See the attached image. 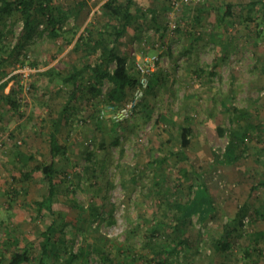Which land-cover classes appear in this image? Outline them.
I'll list each match as a JSON object with an SVG mask.
<instances>
[{
    "label": "rangeland",
    "instance_id": "374dc122",
    "mask_svg": "<svg viewBox=\"0 0 264 264\" xmlns=\"http://www.w3.org/2000/svg\"><path fill=\"white\" fill-rule=\"evenodd\" d=\"M79 1L87 2L88 10L85 20L75 25L78 33L71 43L64 35L53 39L40 32L17 49L24 43L18 15L5 31L6 53L0 50V55L16 51L5 65L8 72L0 83L8 84L1 92L15 89L20 107L0 101V256H9L17 239L19 246L34 250L33 261L24 264H37L42 233L57 219L62 229L57 236L66 247L89 252L87 260L79 258L75 264H109L108 259L116 264H160L164 256L172 264H264V220L245 217L240 227L245 236L233 240L228 250L218 247L239 207L252 200V186L258 184L257 191L264 194V149L259 150L264 141H258L261 129L255 126L264 125L262 2L200 0L174 10L171 0H135L134 17L119 50L133 72L136 59L156 54L158 60L151 92L148 88L129 118L116 121L109 111L100 116L107 107L109 81L96 95L79 91L70 98L73 85L58 76L57 71L67 73L96 60L95 54L75 47L90 21L105 26L117 21L104 8L106 0L53 3L73 8ZM229 7L232 14L227 15ZM231 106L252 114L238 121L251 133L248 145L237 148L242 154L235 162L224 155ZM64 109L68 121L59 135L68 151L56 164L58 177L68 175L75 190L67 192L60 183L54 207L63 217H54L34 205L48 192V180L36 168L52 160L50 120ZM183 124L193 129L192 142L184 148L187 159L169 154L170 148H181ZM28 154L35 155L27 167L32 179L21 171ZM165 155L170 156L160 162ZM71 199L84 209L73 206ZM177 203L190 207L186 224L179 221ZM179 238L185 241L179 252H166V247L174 250Z\"/></svg>",
    "mask_w": 264,
    "mask_h": 264
},
{
    "label": "trees",
    "instance_id": "16d2710c",
    "mask_svg": "<svg viewBox=\"0 0 264 264\" xmlns=\"http://www.w3.org/2000/svg\"><path fill=\"white\" fill-rule=\"evenodd\" d=\"M264 5V0H259ZM136 4L135 0H106L104 8L110 16L116 18L115 23L108 22L105 26V22L102 21H90L89 24L83 28L80 36L76 39L75 47L83 48L87 50L88 54H95L96 60L92 63L84 61L79 66H73L67 73L58 72V76L64 84H71L74 87V93L70 98H74L75 94L79 91L83 93L92 92L98 94L101 87L105 82L109 81L110 86L105 92V101L107 104L125 102L131 95L133 89L136 87L139 81L138 71L133 72L131 70V64L128 62V58L125 57L119 50L122 37L127 33L128 26L133 19L132 8ZM88 3L85 1H79L73 8H65L56 6L53 0H0V50L3 49V39L5 31L11 26L13 18L18 15L23 22L24 33L21 40L23 44L17 46L23 48L24 44L31 41V39L38 33H47L53 39L64 35L67 42H72L78 33L76 24H81L86 17ZM227 15L232 14L229 7L226 11ZM155 19V18H154ZM74 24H73V22ZM43 26L40 29V26ZM67 26V28H66ZM105 26V27H104ZM104 27V28H103ZM68 34L71 37H68ZM86 37V39H84ZM11 52L7 56L0 55V81L7 74L5 65L9 62L13 56L15 49H11ZM6 53V52H5ZM154 74V73H153ZM151 76V79L153 77ZM154 83V82H153ZM8 81L0 83V101L7 100L15 109L20 107V101L16 98V90L12 89L9 93L2 94ZM153 89L152 82L149 85V92ZM140 103V102H139ZM142 107H146V103L142 104ZM228 109L232 110L231 121L232 125L229 128V140L224 152L225 157L235 162L241 156V153H237L239 146L245 145L246 138L250 135L251 131L241 125L238 121L241 119H247L251 117V112L242 107L231 106ZM66 111H68L66 109ZM64 110L60 111V116L53 120H50L49 131V144L51 161L49 163H42L37 166L36 169L41 170L44 176L48 180V192L42 197L37 198L34 201V205L38 212L45 210L54 217L59 213L55 210L54 200L57 195L60 194V183L64 184L66 191L73 192L75 189H71L72 181L68 179V175L64 177H58L59 169L57 168L56 159L58 157L66 155L68 151V145L60 138V131L65 121H68V114ZM252 126V124H250ZM257 128H260L258 135V141L263 143L264 125L256 124ZM223 132H227L223 128H219ZM193 129L190 124H183L180 126V149H169L170 155H178L181 159H187L185 153L186 147H189L192 142ZM248 145V144H246ZM264 149V147L259 148ZM170 155H165L160 162H165ZM34 154L24 155L23 167L21 169L22 175L25 179H32V172L27 169L28 161L34 159ZM258 184H254L250 189L249 196L252 200L245 201L240 207L233 218V226L230 230H226V233L220 239L218 247L224 250H228L231 246V242L239 237H244L246 232L240 227L243 224L245 217H249L252 222L264 220V194H260L257 191ZM204 192L208 195L206 188L203 186ZM209 206L212 205V199L210 196ZM73 206L80 209H84V206L79 204L75 199H71ZM197 203V202H195ZM180 210L179 221L186 224L189 219V205L186 203L176 204ZM91 209L96 211V208L91 206ZM62 216L61 214H59ZM58 215V216H59ZM97 219L98 214H93ZM63 217V216H62ZM159 227L160 223H157ZM154 227V230L157 229ZM62 231L58 228L57 219H55L42 233V241L40 242L39 257L36 259L37 264H75L79 258L85 260L89 257V252L81 249L79 252H74L72 249L66 247V242L62 236H57ZM229 237V240H226ZM256 243H259L260 238L256 235L254 238ZM181 238H179V244L174 247V250L166 247V252H179L178 248L181 244H184ZM15 247L10 251L9 256L1 254L0 264H24L33 261L34 253L30 246H19L18 240L15 241ZM247 249L246 251H248ZM85 251V252H84ZM167 257H161L159 259L160 264H172V261H167ZM109 264H116L112 259H108ZM81 264V263H80Z\"/></svg>",
    "mask_w": 264,
    "mask_h": 264
},
{
    "label": "built area",
    "instance_id": "2783aa9c",
    "mask_svg": "<svg viewBox=\"0 0 264 264\" xmlns=\"http://www.w3.org/2000/svg\"><path fill=\"white\" fill-rule=\"evenodd\" d=\"M200 0H171V5L174 10H180L184 5H191ZM176 26V23H173V27ZM157 55L143 56L142 60L139 61L136 59L135 68L139 74V81L136 87L133 89L130 97L121 104L110 103L107 104V107L102 108L100 116H104L105 112H111L109 117L116 121H123L129 118L134 110L137 108L139 102L145 96L147 89L149 88L151 76L155 70V65L157 61Z\"/></svg>",
    "mask_w": 264,
    "mask_h": 264
}]
</instances>
